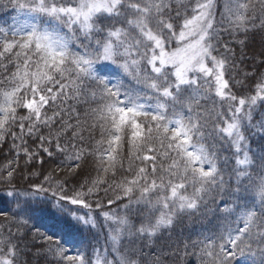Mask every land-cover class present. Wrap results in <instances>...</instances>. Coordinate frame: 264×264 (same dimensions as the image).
<instances>
[{
  "label": "snow or ice",
  "instance_id": "snow-or-ice-1",
  "mask_svg": "<svg viewBox=\"0 0 264 264\" xmlns=\"http://www.w3.org/2000/svg\"><path fill=\"white\" fill-rule=\"evenodd\" d=\"M0 6V264H264V0Z\"/></svg>",
  "mask_w": 264,
  "mask_h": 264
},
{
  "label": "trees",
  "instance_id": "trees-1",
  "mask_svg": "<svg viewBox=\"0 0 264 264\" xmlns=\"http://www.w3.org/2000/svg\"><path fill=\"white\" fill-rule=\"evenodd\" d=\"M4 3L7 4V0H4ZM17 16V12L14 11L11 6H0V26L10 27L16 22L15 19ZM225 39H227V37H225ZM241 39H245V37L241 35L230 42V45L234 48L236 52L237 70L233 73V75L236 76V79H242L244 73L247 72L249 73V83H251L252 73H264V67H261V57L259 56V53L261 51L262 38L259 34L249 33L248 37L246 38V46H242L239 43V40ZM237 88H239V85H237ZM257 142L258 141L256 140V138H253L254 146ZM21 164H23V161H21ZM115 207V205L112 206L113 210H115ZM0 219H2V217H0ZM65 223L66 222L63 221L57 223L52 219L46 218L42 222H38L37 226L40 227L41 230L47 227L49 231L55 232L61 228H64ZM54 224L55 227H53ZM206 226L207 222L202 223L196 218H193L192 220L185 219L175 228L174 236L182 234L185 237L188 235H192V237L195 238L196 235ZM85 236L89 240H91V237L88 236L87 233H85ZM92 242L95 243V241ZM100 242L103 243V235H101L100 237ZM145 251L147 252L148 249H145ZM27 259H29L30 264H34V260L31 253L28 254ZM189 259L190 261H193L194 264V258L190 257ZM39 264H45V261L43 259H40Z\"/></svg>",
  "mask_w": 264,
  "mask_h": 264
},
{
  "label": "rangeland",
  "instance_id": "rangeland-1",
  "mask_svg": "<svg viewBox=\"0 0 264 264\" xmlns=\"http://www.w3.org/2000/svg\"><path fill=\"white\" fill-rule=\"evenodd\" d=\"M18 19V16L16 17L15 21Z\"/></svg>",
  "mask_w": 264,
  "mask_h": 264
}]
</instances>
